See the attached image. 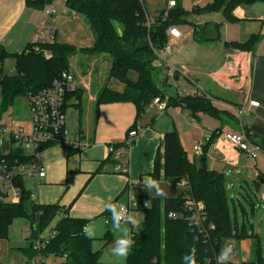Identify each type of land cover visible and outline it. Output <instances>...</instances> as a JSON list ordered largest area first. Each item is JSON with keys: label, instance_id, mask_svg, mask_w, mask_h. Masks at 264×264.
Masks as SVG:
<instances>
[{"label": "crops", "instance_id": "0c3cea01", "mask_svg": "<svg viewBox=\"0 0 264 264\" xmlns=\"http://www.w3.org/2000/svg\"><path fill=\"white\" fill-rule=\"evenodd\" d=\"M161 1L166 5L165 0ZM206 1L194 0L193 8L211 4L210 0ZM156 14H159L157 10ZM233 15L237 19L235 23L229 22L220 12L193 13L186 17L185 20L192 25L180 26L184 39L172 59L174 64L185 66L190 71V78L179 82L186 83L187 88L183 89L191 94L203 90L205 96H190L208 99L224 113L220 117L205 113L192 115L182 106L170 107L161 115L154 100L141 115H138L136 105L131 102L101 104L96 109L97 98L104 89L123 93L125 85L110 78L111 64L108 57L85 52L95 46L96 40L83 17L68 10L60 12L55 18V42L77 51L69 59L70 72L80 82L78 89L83 93L80 106L75 99L66 110L67 128L70 133H82L91 145L73 154L60 146L46 147L37 157L39 164L46 169V177L41 181H28L25 187L36 195L38 205L58 206L70 220L90 223L88 217L93 216L92 222L97 226V237L93 239L94 251L103 250L105 242L110 243L105 248L113 247L119 236L113 231L110 213L103 210V204L109 200L127 203V177L115 172V162L108 149L110 145H120L134 126L143 132L129 150L131 177L153 175L155 158L164 135L176 130L190 162L196 168L205 165L208 170L219 174L228 171L251 172L254 179L257 178V182L260 179L261 185H264V176L258 171V159H263V156L252 161L244 153L232 151L228 154V151L219 147L223 143L220 136L231 130L238 131L241 121L252 133L254 144L264 151V0L250 6H241ZM42 20H45L42 11L28 5L26 0H0V46L10 54L22 53L30 45ZM195 27L199 31L197 38L194 36ZM254 36L259 38V42L253 50H238L231 46L233 43L245 44ZM5 61L0 64V81L15 74L16 59L8 58ZM227 62H233L236 67L238 63L243 64L246 75L243 89L234 87L225 90L218 83L217 74ZM134 74L131 73L130 77L137 81L138 76ZM166 87L163 81L161 90ZM163 97L168 102L172 96L165 94ZM251 100L259 101L260 108H248L249 113L242 116L244 120L241 117L238 123H233L234 117H238L236 109L248 107ZM73 111L76 112L75 118L70 119L68 112ZM216 133L218 137L210 143ZM197 145H202L203 155L194 152ZM9 146L6 141L2 147L6 153L9 152ZM159 181L165 180L161 178ZM147 196L150 199L157 197L148 191ZM138 214L142 217V225L145 213ZM58 222L59 218L56 217L49 227L55 228ZM48 229L43 235L51 230ZM247 232L245 238L234 237L227 241L234 246V256L228 264H264V249L255 234L256 230L247 229ZM107 234L110 238L106 240ZM32 243L29 239L28 248L32 247ZM29 260L26 257L23 264ZM100 264H117V261L114 258L112 262Z\"/></svg>", "mask_w": 264, "mask_h": 264}, {"label": "trees", "instance_id": "16d2710c", "mask_svg": "<svg viewBox=\"0 0 264 264\" xmlns=\"http://www.w3.org/2000/svg\"><path fill=\"white\" fill-rule=\"evenodd\" d=\"M26 1L28 5L39 11L53 2V0ZM260 1L214 0L203 8H194L191 13L183 9V0H176V7L169 10L166 2L168 12L166 16L161 15L150 27H147L148 10L142 0H66L67 8L84 17L95 36V46L85 52L109 56L110 78L119 80L125 85L123 93L104 89L97 98L96 109H99L98 106L101 104L131 102L136 105L138 115L143 114L146 111L145 107L152 100L163 97L162 90L152 76L155 70L153 63L158 60L154 49H164L170 27L187 25L186 17L193 13L204 12H220L229 22L235 23L237 19L233 13L237 8ZM163 12L165 13V10ZM198 32V28L195 27L196 38ZM258 42L259 38L254 36L245 44L233 43L231 46L238 50H253ZM39 47V52L33 51L32 46L28 45L22 53L10 54L0 46V64L6 62L8 58L16 59L15 74L0 81V120L2 115L16 105L19 98L48 89L64 72L70 71L69 59L77 52L75 48L56 42L40 44ZM46 51L49 52L50 58L45 56ZM158 72L161 73L160 69ZM131 73L137 74V81L131 79ZM82 97L83 93L80 90L68 93L65 101L66 109L75 99L80 106ZM178 106L189 110L192 115L205 113L220 117L224 114L208 99L201 97L185 99L170 97L167 107ZM228 116L232 115L228 114ZM135 128L136 126L133 129ZM246 132L250 141L254 143V138L249 134L248 129ZM217 137L218 134H214L210 143ZM69 153L73 154V152ZM157 153L153 173L155 178L157 180L163 178L174 185L179 178L187 177L194 197L206 205L207 222L215 225L216 230L211 232L208 242L197 240L196 233L192 232L188 223L179 217L183 213L184 204L181 192L176 198L164 200L152 198L151 206L145 212L144 222L135 228V243L127 264H184L182 258L192 246L197 248V264H216L217 254L229 239L245 238L248 235L246 224L240 225L237 216L231 215L230 199L226 190L227 176L208 170L204 166L196 168L190 162L176 130L164 135ZM15 157L9 158V161ZM21 158L23 161L27 160ZM0 160H2L1 154ZM258 184L261 185L260 179ZM19 186L23 193L19 205H7L0 201V237L7 235L14 219L23 218L30 222L32 232L30 240L35 242L54 221L60 208L35 204L31 201L30 192L25 184L20 182ZM170 213L176 214L177 219L169 218ZM86 224L87 221L70 220L69 217L59 221L56 226V236L50 241L44 254L54 264H100L101 255L100 251L93 249L94 240L81 234ZM109 238L107 234L106 240ZM26 255L32 259L36 252L31 247L26 249Z\"/></svg>", "mask_w": 264, "mask_h": 264}, {"label": "built area", "instance_id": "2783aa9c", "mask_svg": "<svg viewBox=\"0 0 264 264\" xmlns=\"http://www.w3.org/2000/svg\"><path fill=\"white\" fill-rule=\"evenodd\" d=\"M176 7V0L167 2L168 10ZM69 9L66 6V0H53L49 5H46L42 10L45 20H42L37 28L36 34L33 37L30 45L35 52L40 51L39 45L53 44L56 40L57 21L56 17L60 12H67ZM147 27L152 24V17L147 18ZM168 41L164 49L155 50L154 54L160 62V72L163 75L164 82L168 87L175 89L178 99L191 97L190 95H204L203 90H197L195 94H191L187 90L180 87L178 84L181 79L190 78V71L185 66L176 65L172 59L177 55L179 43L184 39L180 30V26H172L167 32ZM29 52V50L27 51ZM47 58H50L49 52L44 53ZM236 65L233 62H227L223 69L217 74L218 83L225 90H230L234 87L237 89L244 88L245 70L242 63ZM238 79L239 81H236ZM80 82L70 72H64L61 78L57 79L51 87L41 90L36 94H28L26 99L29 107L30 127L15 128L10 130L0 125V201L7 205H19L23 193L19 186L20 182L26 184L28 181H41L46 177V169L41 166L37 160L38 154L48 146H60L69 152L79 153L84 151L91 145L82 133H70L67 128L66 114V95L79 90ZM162 96L165 95L162 90ZM159 113H166L167 102L164 97L154 99ZM259 101L251 100L248 107L236 109V115L239 119L249 113L248 108H260ZM246 126L240 121L238 131L224 132L220 137L223 141L219 147L228 154L232 151L246 154L252 161H255L258 156L264 157V151L261 147L252 143L246 132ZM143 132L141 128H135L128 132L126 138L120 145H110L109 155L115 162V172L127 177V203H136V207L132 209L136 213H145L150 208V198L147 196V189H143L142 184H137V181L142 180V176H130V164L128 159L129 150L134 141ZM252 136V133L249 131ZM10 144L9 152L3 150L5 142ZM194 152L197 155H203L202 145L194 147ZM11 161L9 158L14 157ZM27 160L23 161L22 158ZM180 181H184L179 185ZM179 185V186H178ZM175 186L179 188L183 194V213L179 217L183 218L192 232L197 235V240H203L205 243L210 240L211 232L216 230V226L208 223V215L206 205L198 201L194 197L190 181L187 177L178 179ZM135 194L136 199L130 201L129 197ZM31 201L37 204L35 194L30 193ZM120 203V202H117ZM148 205L146 206V204ZM38 205V204H37ZM262 205L264 206V192L262 196ZM40 206V205H39ZM59 221L66 218L61 209L57 213ZM169 218L177 219L176 214L170 213ZM59 223V222H58ZM57 226V225H56ZM56 226L52 228L45 236L42 234L32 243V248L36 255L30 259L27 264H54V262L44 254V250L49 245L50 241L56 236ZM135 229H132L134 237ZM234 256V254H233ZM56 264V263H55Z\"/></svg>", "mask_w": 264, "mask_h": 264}, {"label": "rangeland", "instance_id": "374dc122", "mask_svg": "<svg viewBox=\"0 0 264 264\" xmlns=\"http://www.w3.org/2000/svg\"><path fill=\"white\" fill-rule=\"evenodd\" d=\"M142 1L144 3V6L146 7V10H148L147 18L151 16L152 23H154L155 19L161 17V15L162 17L163 16L165 17L166 14L168 13L164 1L161 0H142ZM167 1L168 0H165V3ZM210 3H212L211 0ZM193 4H194V0H183V9L186 12L191 13L194 9ZM156 10L157 13L159 12V14H156ZM164 10L165 13L163 12ZM187 25H192V24L190 23V21H188ZM118 31L119 33H121L119 27H118ZM92 55H97L100 57L101 56L108 57L109 62L111 64V60L109 56L98 55V54H92ZM153 67L155 69L152 73L153 79L157 84V86L160 89H163L164 78L163 75L158 72V69L161 67L159 60H156L153 63ZM179 84L181 88L183 87L187 88L186 87L187 85H185L186 83L181 82ZM164 91L165 94H167L168 96H172L173 98L174 96H177L175 95L176 94L175 89L172 87H166ZM0 103H1V92H0ZM26 103H27L26 97L19 98L15 103L16 105H14L4 115H2L1 117L2 119L0 120V125L4 126V128L5 127L8 128L7 130H10L12 127L29 129L31 119H29V107H28L29 105L27 103L28 105L27 106ZM75 113L76 112L74 111L68 112L70 119L75 118ZM239 121L240 119L238 117H234L233 123H238ZM0 135L5 136L3 133H0ZM258 162H259L258 171H260L261 174L264 176V158L258 159ZM225 175L227 176L226 190L228 193V197L230 199V208L232 210L231 215L237 216L239 224L240 225L246 224V228L249 231H252L254 229L256 230L255 234L258 236V239L261 240L262 247L264 249V206L262 205L264 185H259L257 182V178L254 179V176L253 174H251V172L248 173L244 171L241 172L228 171ZM161 187L166 194L163 196H157L156 198L164 200L166 197L176 198L179 195L178 193L179 188L170 184L169 182L161 181ZM232 200H234V202H232ZM253 204L255 205L254 209H253ZM48 228L51 229L52 227H48ZM48 228L46 229V231L49 230ZM31 234L32 232H31L30 222L27 219H23V218L14 219V221L8 228L7 235L0 237V264L25 263L24 261L25 258L27 257L26 249H28V241L31 237ZM106 244L107 243L105 242L103 246V250L101 249L100 251V255H101L100 263L112 262L114 260V257H111L108 253V250L110 248L108 247L105 248V246H109L110 243H108L107 245ZM128 257L127 260L124 262V264H127Z\"/></svg>", "mask_w": 264, "mask_h": 264}, {"label": "clouds", "instance_id": "9594fccd", "mask_svg": "<svg viewBox=\"0 0 264 264\" xmlns=\"http://www.w3.org/2000/svg\"><path fill=\"white\" fill-rule=\"evenodd\" d=\"M0 143H3V141H0ZM183 183L184 181H180L179 185ZM137 184H142L143 189H147L152 195L163 196L166 194L161 187V181L157 180L154 175H143L142 180L137 181ZM129 199L134 201L136 199L135 194L130 196ZM136 206L134 202L124 204L114 203L111 200L103 204V210L110 213L113 231L120 234L115 240L114 246L108 250L109 255L116 259L117 264H124L135 243L132 228H138L142 220V217L132 210ZM88 220L90 223L83 226L81 234L88 239H95L97 237V226L92 222L94 217L89 216ZM233 254V244L226 242L216 256V264H228ZM182 259L184 264H197V248L195 246L190 247Z\"/></svg>", "mask_w": 264, "mask_h": 264}, {"label": "water", "instance_id": "95a60500", "mask_svg": "<svg viewBox=\"0 0 264 264\" xmlns=\"http://www.w3.org/2000/svg\"><path fill=\"white\" fill-rule=\"evenodd\" d=\"M203 162H204V159H203ZM204 167H206V166L204 165Z\"/></svg>", "mask_w": 264, "mask_h": 264}, {"label": "bare ground", "instance_id": "6f19581e", "mask_svg": "<svg viewBox=\"0 0 264 264\" xmlns=\"http://www.w3.org/2000/svg\"><path fill=\"white\" fill-rule=\"evenodd\" d=\"M253 244V243H252Z\"/></svg>", "mask_w": 264, "mask_h": 264}]
</instances>
